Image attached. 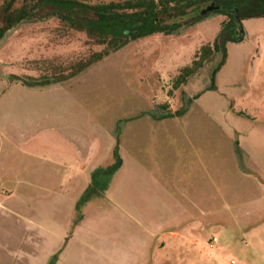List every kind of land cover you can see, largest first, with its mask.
<instances>
[{
  "label": "rangeland",
  "instance_id": "rangeland-1",
  "mask_svg": "<svg viewBox=\"0 0 264 264\" xmlns=\"http://www.w3.org/2000/svg\"><path fill=\"white\" fill-rule=\"evenodd\" d=\"M227 20V16L212 14L182 23L169 34L158 32L130 40L87 70L65 79L76 63L105 46L83 31L69 29L59 18L49 17L24 24L11 35L0 49L1 71L21 84L13 76L45 80L48 85L67 84L69 94L66 89L59 90L37 98L27 108L35 113L38 107L54 118L62 114L76 121L83 133L89 135L90 131L98 137L100 156L111 142L114 166L139 165V159L128 156L132 151L159 152L168 159L175 156L181 158L182 167L191 164L196 175L190 177H201L204 183L200 180L202 187L191 197L190 207L182 203L175 209L182 220L191 218L183 233L204 244L214 235L230 237L244 224L256 223L255 229L264 230V61L257 57L259 47L264 50V18L244 20L248 33L244 40L227 41V60L218 73L217 89L207 88L222 59L220 51L185 83L174 87L181 69L193 63L201 46L221 39ZM4 25L0 17V27ZM252 85L257 87L254 92ZM244 91L247 93L242 96ZM101 162L98 157L97 164ZM253 169L260 175L252 174ZM120 187L116 184L115 190ZM111 195L117 198L114 191ZM123 209L128 212V205ZM113 211L114 216L105 221L109 226L98 223L95 231L98 239L93 244L101 254L95 257L83 252L77 264H92L93 258L97 264H183L169 251L161 255L141 246L128 249V215ZM242 229L246 234L247 229ZM75 233L70 247L78 240L82 248L89 245L87 231L82 230L79 238ZM231 248L229 254H236Z\"/></svg>",
  "mask_w": 264,
  "mask_h": 264
},
{
  "label": "crops",
  "instance_id": "crops-1",
  "mask_svg": "<svg viewBox=\"0 0 264 264\" xmlns=\"http://www.w3.org/2000/svg\"><path fill=\"white\" fill-rule=\"evenodd\" d=\"M259 51L257 57L264 61L262 46ZM0 80V264H77L83 252L97 257L101 251L93 244L95 231L98 223L109 226L105 221L114 216V208L128 215V249L169 251L183 264H264V230L255 229L256 223L218 237L221 247L214 249L183 233L191 218L182 220L175 208L182 203L190 207L200 180L204 183L190 177L196 175L191 164L182 167L181 158L159 152L126 150L139 165L114 166L111 142L100 156L98 137L83 133L76 121L27 108L37 98L67 91V84L31 87ZM251 87L253 92L257 88ZM251 173L260 175L255 169ZM116 184L121 186L117 190ZM127 205L128 212L123 209ZM82 230L89 245L82 248L78 240L70 247L73 234L79 238ZM231 247L236 254H229Z\"/></svg>",
  "mask_w": 264,
  "mask_h": 264
},
{
  "label": "trees",
  "instance_id": "trees-1",
  "mask_svg": "<svg viewBox=\"0 0 264 264\" xmlns=\"http://www.w3.org/2000/svg\"><path fill=\"white\" fill-rule=\"evenodd\" d=\"M211 1L232 10L237 8L241 18L264 16V0H118L100 3H88L84 0H38L37 2H40V6H49L52 10L44 17H60L67 26L85 30L91 39L106 45L101 52L94 53L89 59L76 63L72 68L73 73L65 76L66 79L87 70L112 52L127 45L130 40H136L156 32L171 33L182 25L181 21L178 22L179 17ZM220 13L229 17V20L222 25L221 35L223 36L225 31L235 26V17L228 11L222 10ZM26 15L13 14L14 17L10 18L8 26L0 29V38L21 20L34 18ZM175 15L177 20L174 24L166 23L168 19L172 20ZM216 51L221 52L222 59L213 70L207 89H217V74L227 59L226 46L220 38L213 45L201 46L193 63L181 69L174 81V87L178 88L185 83L187 78L199 71ZM13 78L31 87L49 84L45 80H22L18 76H13ZM197 97L199 95L195 96V98Z\"/></svg>",
  "mask_w": 264,
  "mask_h": 264
},
{
  "label": "flooded vegetation",
  "instance_id": "flooded-vegetation-1",
  "mask_svg": "<svg viewBox=\"0 0 264 264\" xmlns=\"http://www.w3.org/2000/svg\"><path fill=\"white\" fill-rule=\"evenodd\" d=\"M37 1L38 0H5L4 3H3V5L0 6V17L3 19L5 25L3 27H0V29L5 28V27L8 26V24L10 22V18L13 16V14H15V15H17V14H19V15L20 14H27L26 16L30 15V16H33L34 18H49V17H44V16H46L47 14H49V13L52 12L51 8L49 6L48 7L47 6H40L39 5L40 2H37ZM84 1H86V0H84ZM0 2H1V0H0ZM20 2H21V4L18 5V3H20ZM86 2L91 3L89 1H86ZM98 3H100V2H98ZM207 5L208 4H206L204 6H207ZM215 5L221 7V5H218V4H215ZM200 8H202V6ZM200 8L195 9L193 11H190V12L184 14L183 16L179 17L178 18V22L181 21L180 23H185V22L192 23V22L198 21L197 20L198 18H200L199 20H202V19L207 18L208 16H210L212 14H220V15L227 16L226 14L220 13V11H222V10L223 11L231 12L234 15V17H235V26L233 28H231V29H229V30H227V31L224 32L222 38L226 36L225 38L227 39V41L228 40H233V36L240 34V31L237 28L236 14L239 16V19H240V22H241L242 25H243L244 20L249 19V18H255V17L241 18L240 15H239V13H238V9L237 8H235L234 10H232V9L226 7V6H222L220 9L214 10V11L209 12L207 14L193 15ZM260 17L261 18H264V16H260ZM57 18H59V20L63 23V21L61 20L60 17H57ZM227 18L229 20V17L228 16H227ZM176 20H177V17L175 15V16L172 17V20L171 19H168L166 21V23L174 24ZM227 21H224V22H227ZM63 24L66 25L65 23H63ZM66 27H68L69 29L77 30V31H83V32H85L87 34V32L85 30H81L80 28L69 27L67 25H66ZM243 27H244V25H243ZM235 28H237V31L235 30ZM244 30H245V28H244ZM156 33H158V32H156ZM87 36L90 38V36L88 34H87ZM91 40L95 41V39H91ZM95 42L98 43L97 41H95ZM98 44H100V43H98ZM102 45H104V44H102ZM104 46L106 47V45H104ZM101 51H99V52H101ZM94 53H97V52H94ZM94 53H92L89 56V58ZM89 58H86V59H89Z\"/></svg>",
  "mask_w": 264,
  "mask_h": 264
},
{
  "label": "water",
  "instance_id": "water-1",
  "mask_svg": "<svg viewBox=\"0 0 264 264\" xmlns=\"http://www.w3.org/2000/svg\"><path fill=\"white\" fill-rule=\"evenodd\" d=\"M220 8H221L220 6H216L215 5V2L214 1H211L210 3H208L207 6H202V8H200L198 11H196L193 15L207 14L209 12H212L214 10H218ZM43 19H46V18H32V19H23V20H21L14 27H12L8 31H6L4 33V35L0 38V49L9 40V38L11 37V35H13L16 31H18L22 27V25H24V24H30V23H35V22H37V20H43ZM236 22H237V28L239 29L240 34L233 36V40H235V41H243L244 38H245V36H246V32H245L244 27L241 24L240 19H239V16L237 14H236ZM237 28H235L236 31H237ZM222 42L226 46L227 39L225 37H223L222 38ZM3 67H4V62H3L2 59H0V77L1 78L8 79V75H6V73H3L1 71V68H3ZM45 86H49V85H45ZM36 87H42V86H36Z\"/></svg>",
  "mask_w": 264,
  "mask_h": 264
},
{
  "label": "built area",
  "instance_id": "built-area-1",
  "mask_svg": "<svg viewBox=\"0 0 264 264\" xmlns=\"http://www.w3.org/2000/svg\"><path fill=\"white\" fill-rule=\"evenodd\" d=\"M209 249H214L219 244L218 236L214 235L212 238L207 242ZM231 264H235V260H231Z\"/></svg>",
  "mask_w": 264,
  "mask_h": 264
}]
</instances>
